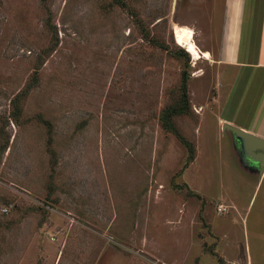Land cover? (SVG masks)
Segmentation results:
<instances>
[{
    "label": "rangeland",
    "instance_id": "1",
    "mask_svg": "<svg viewBox=\"0 0 264 264\" xmlns=\"http://www.w3.org/2000/svg\"><path fill=\"white\" fill-rule=\"evenodd\" d=\"M224 1L0 0V264H264L221 120L263 131V59L217 60Z\"/></svg>",
    "mask_w": 264,
    "mask_h": 264
},
{
    "label": "crops",
    "instance_id": "2",
    "mask_svg": "<svg viewBox=\"0 0 264 264\" xmlns=\"http://www.w3.org/2000/svg\"><path fill=\"white\" fill-rule=\"evenodd\" d=\"M262 6L263 33L260 35L262 24L252 25L256 31L248 32V39L245 38L247 26V7L249 0H225L221 21V31L219 38V49L217 50V60L226 66L241 67L245 64H252L245 60L263 59L262 62L255 63V67L263 69V131H258L255 127L237 125L233 120L221 117V120L251 132L264 139V0H255V3ZM258 25V26H257ZM261 25V27H260ZM259 29V31H258ZM263 35V37H262ZM244 42L247 45H244Z\"/></svg>",
    "mask_w": 264,
    "mask_h": 264
},
{
    "label": "water",
    "instance_id": "3",
    "mask_svg": "<svg viewBox=\"0 0 264 264\" xmlns=\"http://www.w3.org/2000/svg\"><path fill=\"white\" fill-rule=\"evenodd\" d=\"M223 129L231 131L240 144L239 150L245 163L255 162L264 169V139L228 122ZM252 165V164H250Z\"/></svg>",
    "mask_w": 264,
    "mask_h": 264
},
{
    "label": "trees",
    "instance_id": "4",
    "mask_svg": "<svg viewBox=\"0 0 264 264\" xmlns=\"http://www.w3.org/2000/svg\"><path fill=\"white\" fill-rule=\"evenodd\" d=\"M183 50V49H182ZM184 51V50H183ZM186 54H189V52L186 50L185 52ZM183 100H184V103L187 104L188 103V96H187V84H186V80H184L183 82ZM184 110L183 107H180V108H174L172 109V111L170 110L166 116V121L169 122V117L171 115V113L173 112H176V113H182ZM170 123V122H169ZM181 139H183L184 142H186V140H184V138H182L183 136H180ZM187 143V142H186ZM191 146V144H189Z\"/></svg>",
    "mask_w": 264,
    "mask_h": 264
},
{
    "label": "built area",
    "instance_id": "5",
    "mask_svg": "<svg viewBox=\"0 0 264 264\" xmlns=\"http://www.w3.org/2000/svg\"><path fill=\"white\" fill-rule=\"evenodd\" d=\"M218 210H219V212H226L228 210V208H227L226 205L219 204L218 205ZM4 211H7V208H4Z\"/></svg>",
    "mask_w": 264,
    "mask_h": 264
},
{
    "label": "flooded vegetation",
    "instance_id": "6",
    "mask_svg": "<svg viewBox=\"0 0 264 264\" xmlns=\"http://www.w3.org/2000/svg\"><path fill=\"white\" fill-rule=\"evenodd\" d=\"M250 162V164H254L255 162H252V161H249ZM250 166V165H249Z\"/></svg>",
    "mask_w": 264,
    "mask_h": 264
}]
</instances>
